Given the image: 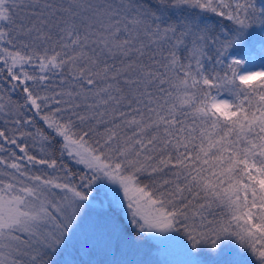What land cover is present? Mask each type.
I'll return each mask as SVG.
<instances>
[{
	"label": "snow or ice",
	"instance_id": "6c2138e0",
	"mask_svg": "<svg viewBox=\"0 0 264 264\" xmlns=\"http://www.w3.org/2000/svg\"><path fill=\"white\" fill-rule=\"evenodd\" d=\"M0 264H264V0H0Z\"/></svg>",
	"mask_w": 264,
	"mask_h": 264
},
{
	"label": "rangeland",
	"instance_id": "374dc122",
	"mask_svg": "<svg viewBox=\"0 0 264 264\" xmlns=\"http://www.w3.org/2000/svg\"><path fill=\"white\" fill-rule=\"evenodd\" d=\"M221 251H222V253H223L224 249H222Z\"/></svg>",
	"mask_w": 264,
	"mask_h": 264
}]
</instances>
